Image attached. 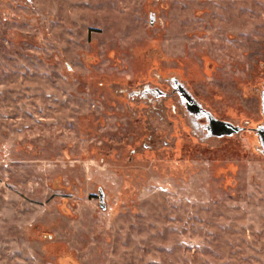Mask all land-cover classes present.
I'll return each mask as SVG.
<instances>
[{"label": "rangeland", "instance_id": "rangeland-1", "mask_svg": "<svg viewBox=\"0 0 264 264\" xmlns=\"http://www.w3.org/2000/svg\"><path fill=\"white\" fill-rule=\"evenodd\" d=\"M262 82L264 0H0V264H264Z\"/></svg>", "mask_w": 264, "mask_h": 264}, {"label": "flooded vegetation", "instance_id": "flooded-vegetation-1", "mask_svg": "<svg viewBox=\"0 0 264 264\" xmlns=\"http://www.w3.org/2000/svg\"><path fill=\"white\" fill-rule=\"evenodd\" d=\"M167 82L169 84V87L171 88V92H167V91H165L161 88H158V87L144 86L142 89H138V90H135L134 92H130L129 95L133 96V97L138 96V97H141L143 100H151V101L167 99V98H171V96L175 97L178 106L181 109H183L184 113L189 118V121H190L193 129L195 130V132L200 134L202 138H211L208 135L209 123L206 120V117L200 112L189 110L187 107L186 98L179 92V89H178L179 83H182V82L177 77H171L168 79ZM184 87L187 89V87L185 85H184ZM188 91L190 92V90H188ZM256 93L259 95V99H260V116H261V119H260V122L256 124V126H250V128L251 129L258 128L259 130H261V132H263V129H264V82H262L260 84V86L257 87ZM190 94L194 98H196L194 96V94H192V92H190ZM173 109L176 110L177 106H173ZM245 129H249V127H245ZM257 138H258V135H257ZM258 141H259V138H258ZM259 150L264 155V152H263L264 148L259 147Z\"/></svg>", "mask_w": 264, "mask_h": 264}, {"label": "water", "instance_id": "water-1", "mask_svg": "<svg viewBox=\"0 0 264 264\" xmlns=\"http://www.w3.org/2000/svg\"><path fill=\"white\" fill-rule=\"evenodd\" d=\"M154 18L155 16L151 14L150 16L151 24H154ZM178 89L179 92L186 98L188 109L192 111L200 112L206 117V120L209 123L208 126L209 137L221 138L226 136H233L235 134L242 132L245 129L244 126L236 125L231 121L222 120L214 116V114L211 111L204 108L202 104L190 94V92L184 87L182 83H179ZM254 130L258 135L260 147L264 148V129L263 132H261V130H259L258 128ZM105 198H106V194L104 190L100 188L99 201H100V207L103 209L106 208Z\"/></svg>", "mask_w": 264, "mask_h": 264}]
</instances>
